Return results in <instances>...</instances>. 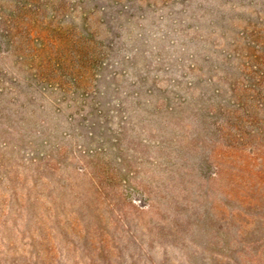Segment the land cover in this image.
<instances>
[{"label": "rangeland", "instance_id": "374dc122", "mask_svg": "<svg viewBox=\"0 0 264 264\" xmlns=\"http://www.w3.org/2000/svg\"><path fill=\"white\" fill-rule=\"evenodd\" d=\"M0 264H264V0H0Z\"/></svg>", "mask_w": 264, "mask_h": 264}]
</instances>
